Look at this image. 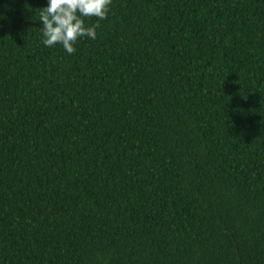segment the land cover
<instances>
[{
    "label": "trees",
    "instance_id": "16d2710c",
    "mask_svg": "<svg viewBox=\"0 0 264 264\" xmlns=\"http://www.w3.org/2000/svg\"><path fill=\"white\" fill-rule=\"evenodd\" d=\"M0 0V264H264V0H112L42 43Z\"/></svg>",
    "mask_w": 264,
    "mask_h": 264
},
{
    "label": "clouds",
    "instance_id": "9594fccd",
    "mask_svg": "<svg viewBox=\"0 0 264 264\" xmlns=\"http://www.w3.org/2000/svg\"><path fill=\"white\" fill-rule=\"evenodd\" d=\"M112 0H48L47 7L40 8L42 43L46 47L57 44L74 54V45L82 37L96 39L99 23L87 26L84 18L107 19Z\"/></svg>",
    "mask_w": 264,
    "mask_h": 264
}]
</instances>
